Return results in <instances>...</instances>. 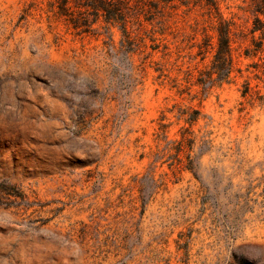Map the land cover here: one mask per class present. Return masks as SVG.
<instances>
[{
    "label": "rangeland",
    "instance_id": "374dc122",
    "mask_svg": "<svg viewBox=\"0 0 264 264\" xmlns=\"http://www.w3.org/2000/svg\"><path fill=\"white\" fill-rule=\"evenodd\" d=\"M260 1L0 0V264H264Z\"/></svg>",
    "mask_w": 264,
    "mask_h": 264
},
{
    "label": "trees",
    "instance_id": "16d2710c",
    "mask_svg": "<svg viewBox=\"0 0 264 264\" xmlns=\"http://www.w3.org/2000/svg\"><path fill=\"white\" fill-rule=\"evenodd\" d=\"M165 2L172 1V0H163ZM184 3L188 2L189 0H182ZM194 2H204L208 6H216L217 0H194ZM101 7V6H100ZM103 7V6H102ZM106 9V8H105ZM256 17L254 20V26L252 31L254 33H260V37L264 40V21L261 19L259 14L264 16V0L257 2L256 7ZM218 31V45L215 54L214 60V69H216L218 73L219 79L223 80L226 77H229L232 72V57H231V38H230V26L226 21H221L219 27L217 28ZM221 63V64H219ZM248 92L246 91L245 94Z\"/></svg>",
    "mask_w": 264,
    "mask_h": 264
}]
</instances>
